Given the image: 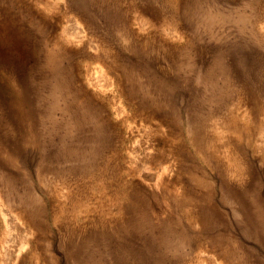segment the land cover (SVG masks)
Returning <instances> with one entry per match:
<instances>
[{
  "label": "rangeland",
  "instance_id": "1",
  "mask_svg": "<svg viewBox=\"0 0 264 264\" xmlns=\"http://www.w3.org/2000/svg\"><path fill=\"white\" fill-rule=\"evenodd\" d=\"M0 264H264V0H0Z\"/></svg>",
  "mask_w": 264,
  "mask_h": 264
}]
</instances>
